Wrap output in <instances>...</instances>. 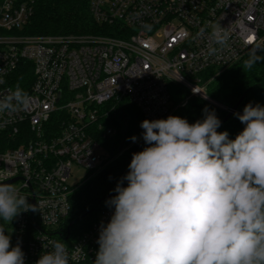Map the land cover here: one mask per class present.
<instances>
[{
    "label": "built area",
    "instance_id": "1",
    "mask_svg": "<svg viewBox=\"0 0 264 264\" xmlns=\"http://www.w3.org/2000/svg\"><path fill=\"white\" fill-rule=\"evenodd\" d=\"M89 1L95 22L111 34H24L32 6L0 0V100L15 92L20 69L30 63L33 74L27 106L13 101L14 111L0 112V182L17 180L13 187L37 208L8 225L26 264L51 251L52 241L67 245L69 264L93 253L101 222L114 209L105 206L80 238L61 239L72 170L97 173L110 162L96 135L115 134L104 122L122 104L146 119H166L173 111L170 87L178 86L231 113L207 96L200 74L238 63L257 45L264 52V0ZM217 27L228 32L227 46L214 41Z\"/></svg>",
    "mask_w": 264,
    "mask_h": 264
},
{
    "label": "clouds",
    "instance_id": "2",
    "mask_svg": "<svg viewBox=\"0 0 264 264\" xmlns=\"http://www.w3.org/2000/svg\"><path fill=\"white\" fill-rule=\"evenodd\" d=\"M212 37L227 46L223 27ZM259 50L250 51L244 69L262 58ZM13 101L27 106V94L17 87L0 100V112L14 111ZM203 111L194 123L175 115L140 123L147 146L132 153L105 201L114 211L101 222L93 264H264V105L249 102L233 113L244 125L234 139L218 131L214 110ZM28 211L36 204L0 182V264H26L5 225ZM50 244L35 264H69L67 245Z\"/></svg>",
    "mask_w": 264,
    "mask_h": 264
},
{
    "label": "trees",
    "instance_id": "3",
    "mask_svg": "<svg viewBox=\"0 0 264 264\" xmlns=\"http://www.w3.org/2000/svg\"><path fill=\"white\" fill-rule=\"evenodd\" d=\"M29 3L33 8L30 23L24 29V34L48 35H101L111 34L108 28L99 26L90 11L89 0H20ZM262 58L252 69H244L243 62L249 58L247 54L238 63L223 70H208L200 74L202 85L207 96L216 103L233 109L242 100L238 111L252 102L264 105V57L263 52H257ZM31 66V67H30ZM33 81L32 65L29 63L15 75L12 88L17 87L29 94ZM172 95L171 115L186 118L189 123L203 119L204 109L214 110L223 122L228 113L217 106L196 97L178 86L170 87ZM146 118L134 106L124 103L117 115L104 122L105 127H113L115 134L96 135L97 141L110 154V162L102 170L94 174L85 183L72 187L70 194L71 211L63 226L62 238L71 242L88 232L99 219V214L106 206L105 201L116 193L112 191L117 182L128 172L132 153L144 149L140 123ZM244 125L234 115L218 131H228L230 138L242 131ZM137 137L136 142L129 138ZM127 186V181L124 182ZM8 230V225H5ZM9 231V230H8ZM99 245L94 246L93 253L80 264H93Z\"/></svg>",
    "mask_w": 264,
    "mask_h": 264
},
{
    "label": "rangeland",
    "instance_id": "4",
    "mask_svg": "<svg viewBox=\"0 0 264 264\" xmlns=\"http://www.w3.org/2000/svg\"><path fill=\"white\" fill-rule=\"evenodd\" d=\"M72 173H73V178L70 181V184L72 186H77L81 183H85L89 180L88 178H91L94 174H96V173H87L85 170H83L80 167H77L76 165L73 167ZM8 230H9V228H8Z\"/></svg>",
    "mask_w": 264,
    "mask_h": 264
},
{
    "label": "water",
    "instance_id": "5",
    "mask_svg": "<svg viewBox=\"0 0 264 264\" xmlns=\"http://www.w3.org/2000/svg\"><path fill=\"white\" fill-rule=\"evenodd\" d=\"M263 57H264V52H263ZM242 103V100L238 102V104L233 108V112L237 111L239 109V106L241 105ZM233 112L229 113L228 114V117L222 122V124H224L225 122H227L232 116H233ZM17 180H13L11 182H8V183H14L16 182Z\"/></svg>",
    "mask_w": 264,
    "mask_h": 264
}]
</instances>
